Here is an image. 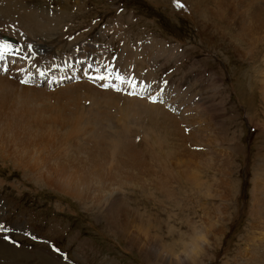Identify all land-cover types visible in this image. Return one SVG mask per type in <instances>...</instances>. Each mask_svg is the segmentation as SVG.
<instances>
[{"label":"rangeland","instance_id":"1","mask_svg":"<svg viewBox=\"0 0 264 264\" xmlns=\"http://www.w3.org/2000/svg\"><path fill=\"white\" fill-rule=\"evenodd\" d=\"M52 1L28 16L49 17L61 47L94 40L121 72L139 62L157 84L168 77L197 120L180 133L167 122L161 149H130L116 173L89 164L77 174L102 196L104 183L120 193L119 234L90 202L0 154V223L12 229L0 234V264H264V0Z\"/></svg>","mask_w":264,"mask_h":264},{"label":"bare ground","instance_id":"2","mask_svg":"<svg viewBox=\"0 0 264 264\" xmlns=\"http://www.w3.org/2000/svg\"><path fill=\"white\" fill-rule=\"evenodd\" d=\"M54 3L52 0H0V41L14 47L23 46L25 50L30 44L36 53L32 62L17 60L7 53L0 61L1 69L5 65L8 68L6 72L0 71V154L4 161L6 155L11 156L38 181L62 195L84 204L90 202L100 218L119 234L123 204L120 193H110L109 184L104 183L105 196H102L99 184L84 183L77 174L92 173L93 170L85 168L89 164L105 173H116L117 162L123 155H130V149L150 144L161 149L167 122L175 124L172 132L180 133L178 124L193 126L197 115L188 102L172 96L169 84L160 94L164 103H151L138 95L103 89L99 87L103 81L90 82L83 76V65L49 71L43 80L46 85L38 84L34 78L40 76L32 63L45 69L83 57L104 63L117 58L116 53L94 40L84 43L79 52L69 45L61 47L59 39L66 34L59 29L50 30L53 22L49 17L39 15L31 20L28 16L45 14ZM120 59L125 65L131 61L129 55L121 54ZM140 66L135 62L132 74L139 80L157 84V77L152 80L151 76L139 73ZM20 68L26 71H18ZM121 73L130 74L126 69ZM62 76L76 78L60 80ZM22 79H28L29 83H21ZM167 79L164 77L163 81ZM112 83L125 88L115 80ZM158 86L152 87L149 94L159 93ZM189 140H193L191 135L183 137V142ZM164 164L168 165L167 158L159 161L161 168ZM140 168L134 165L119 169L123 172L140 171ZM104 178L107 180L108 176ZM259 194H263V190ZM2 208L0 206V212Z\"/></svg>","mask_w":264,"mask_h":264},{"label":"snow or ice","instance_id":"3","mask_svg":"<svg viewBox=\"0 0 264 264\" xmlns=\"http://www.w3.org/2000/svg\"><path fill=\"white\" fill-rule=\"evenodd\" d=\"M72 39V37H69ZM77 52L80 51L79 46L76 49ZM14 55L17 60L20 61H29L32 62L35 60L36 53L33 51V46L28 45L25 50L23 46L14 47L9 44L7 41H0V61H3L5 58V54ZM117 58L113 57L111 62H101L98 59H94L93 57H83L79 59L69 60L65 65H57L53 64L51 68L41 69L35 63H32V67L35 68L36 74L40 77H44L48 74L49 71L53 70H63L64 67L73 68L75 65H83L81 71L83 76L87 78L92 83H97L99 81H103V83L99 84V87L103 89H109L116 92H123L124 94L130 96H139L141 99L147 98L151 103H164L163 96L160 95L163 93L168 85V81H161L159 84V93L150 95L149 93L152 91V83H146L143 80H138L134 75H125L121 73L120 69L115 63ZM3 71H8L7 65H5L2 69ZM20 72L26 71L24 68L18 69ZM76 77L62 76L60 80L64 79H75ZM117 81L120 85H124L125 88L117 86L112 83V81ZM21 83L27 84L29 83L28 79H22ZM51 83L52 81H48ZM139 89V91H137ZM175 110V109H174ZM139 139V138H138ZM12 231L4 223H0V234H3V239L8 240L9 237L7 235L8 232ZM15 244V242L13 241ZM53 251L59 252V249L53 248Z\"/></svg>","mask_w":264,"mask_h":264}]
</instances>
